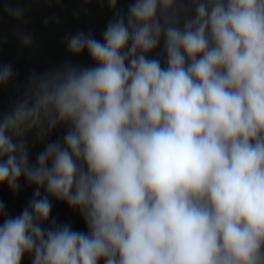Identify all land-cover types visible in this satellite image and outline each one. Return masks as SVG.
Here are the masks:
<instances>
[{"label":"clouds","instance_id":"1","mask_svg":"<svg viewBox=\"0 0 264 264\" xmlns=\"http://www.w3.org/2000/svg\"><path fill=\"white\" fill-rule=\"evenodd\" d=\"M102 37L70 36L93 64L0 112V185L34 186L19 215L0 201V264H264V0H133ZM57 126L33 163L29 133Z\"/></svg>","mask_w":264,"mask_h":264}]
</instances>
